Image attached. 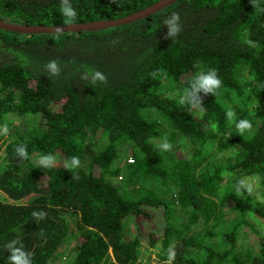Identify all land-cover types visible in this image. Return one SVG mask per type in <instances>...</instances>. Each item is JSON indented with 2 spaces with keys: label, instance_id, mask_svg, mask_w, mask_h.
Returning a JSON list of instances; mask_svg holds the SVG:
<instances>
[{
  "label": "trees",
  "instance_id": "obj_1",
  "mask_svg": "<svg viewBox=\"0 0 264 264\" xmlns=\"http://www.w3.org/2000/svg\"><path fill=\"white\" fill-rule=\"evenodd\" d=\"M155 1L69 0L76 11L69 21L60 0H0V18L63 25L125 16ZM254 3L176 0L138 21L93 31L0 28V127L9 114L35 116L33 126L5 144L8 162L0 165V264H7L5 245L17 238L32 264H48L60 254L73 218L80 234L63 264H135L140 239L127 238L125 220L149 219V209L160 206L165 226L147 235L151 245L161 243L157 264H264V241L242 253L235 230L245 220L232 219L235 212L264 215L252 191H236L239 179L257 173L264 198V0ZM172 12L180 15L181 31L165 39L163 20ZM50 60L59 75L47 69ZM210 69L222 81L216 94L200 93L199 110L181 106L179 94ZM95 70L107 83L92 82ZM229 110L235 121L251 122L247 134L237 133ZM165 138L171 150L159 148ZM20 144L29 157L52 154L62 161L41 168L17 156ZM225 150L233 152L226 160L219 157ZM73 156L79 167L65 168ZM119 177L129 193L113 184ZM158 184L159 191L173 188L169 200ZM178 207L186 217L175 216ZM33 211L47 215L36 220ZM226 222L233 228L219 242Z\"/></svg>",
  "mask_w": 264,
  "mask_h": 264
},
{
  "label": "rangeland",
  "instance_id": "obj_2",
  "mask_svg": "<svg viewBox=\"0 0 264 264\" xmlns=\"http://www.w3.org/2000/svg\"><path fill=\"white\" fill-rule=\"evenodd\" d=\"M173 91H177V89L174 88ZM256 105H257L256 99L252 98L250 100V107L251 108L256 107ZM192 113L194 116L198 115L197 111H192ZM34 122H35V116H31L29 113L9 114L8 116H6V123L2 124V126L0 127V129H2L4 125H7L8 128L7 135L3 134L2 131H0V165L8 162L6 159L5 144L9 141L11 136L13 137L15 135V132H18V130L25 129L26 127L30 128L31 125L33 126ZM245 134H247V132L243 133V135ZM220 154L222 155L219 157L226 160L227 157L232 156L233 152L225 150L220 152ZM38 156L40 155L37 153H32L30 155V159L32 163H36V164L38 163L37 162ZM61 161L62 159L59 156L58 158H56L55 163L60 164ZM121 167L122 169L120 173L126 177L128 175V169H126L125 166H121ZM13 170L14 169H11V171ZM245 177L255 178L254 180H250V183H252V194L257 197L254 200H252V202L254 203V206L257 208V210L264 213V198H261L262 187L260 183L261 180L260 175H258L257 173H253L246 175L243 178ZM120 178L121 177L118 178V181L113 180L112 181L113 184L119 186L121 190L129 193L130 187H128V184L126 182H119L123 180ZM45 180H46L45 178L42 179V182H45ZM159 184L155 186V189L157 191H159V187H161ZM173 191H174L173 188L167 186L166 189L164 188L163 191L160 190L159 193L165 199L169 200L170 194ZM0 194L2 193L0 192ZM163 202L165 204L167 201L163 200ZM216 202L220 207L219 200L216 199ZM176 206H178L177 202H176ZM149 210L152 215V217L149 219H145V218L141 219L134 216H129L125 220V229H126L127 238L133 237L134 235H139V239H140V244L138 247L139 250V255L137 259L138 262L135 264H157L161 259L160 254L161 255L163 254L161 252V243H154L153 245H151L149 243L150 238L147 236L149 233H153V232L155 234H161L165 226V221L163 219V207L162 206L152 207ZM178 214L182 218L187 216L186 211L179 207L175 209V216ZM245 215L241 216L237 212H235L232 215V219H237L242 217L245 220V223L235 230L236 244L242 246V253H245L250 250L252 251L253 249L257 250L259 245L264 241V215L262 216L261 214L257 212L253 213L252 211L247 212ZM69 222H70L69 224L70 233L67 236L66 241H64L58 249L60 251V254L56 255L55 258H52L48 264H63L65 263V261L69 259V256H72L73 252L71 251L75 243V239L80 234V230L76 227V222L74 218L70 219ZM232 228H233L232 223L226 222L225 228L217 232L218 233L217 240L221 242L220 235L222 234V231L230 232ZM214 230H217V228H214ZM155 240L159 242V239H155ZM218 245L220 247L222 246L221 244Z\"/></svg>",
  "mask_w": 264,
  "mask_h": 264
},
{
  "label": "clouds",
  "instance_id": "obj_3",
  "mask_svg": "<svg viewBox=\"0 0 264 264\" xmlns=\"http://www.w3.org/2000/svg\"><path fill=\"white\" fill-rule=\"evenodd\" d=\"M252 6L257 7L254 3V0H251ZM60 11L61 14L67 17V19L73 20L76 17V11L72 7L69 0H60ZM264 11V9H262ZM163 25L167 26V34L165 35V39L175 38L178 33L181 31L180 25V15L177 12H172L168 17L163 20ZM47 69L54 75H59L60 68L56 62V60H50L47 64ZM88 73H85L82 76V79H86ZM91 80L93 83L96 81H100L102 83H107V77L99 70H95L91 73ZM222 81L217 75L215 69H210L207 72L201 71L198 72L191 80L188 87L183 89V91L179 94L180 100L179 103L181 106L187 105L189 109L199 110L202 107L203 96L200 93L205 95L211 94L212 96L216 94L217 90L221 87ZM227 116L230 120L235 121V112L229 110L227 112ZM235 126L237 129V133L240 135L243 134L245 130H251L252 124L250 121L246 119H241L239 121H235ZM3 134L7 135L8 128L7 125H4L2 129H0ZM159 148L168 151L171 150L172 145L167 141V138L159 145ZM15 152L17 156L21 159L27 160L29 159V153L27 151L25 144H20L15 147ZM56 161V157L52 154L40 155L37 157L38 165L41 168H51L54 166ZM80 160L79 157L73 156L71 157L70 163H66L65 168L72 169L79 167ZM255 178H242L237 181L236 191L239 193L242 189H246L248 192L252 191V183L250 180H254ZM31 215L36 220H41L46 217V213L43 211H33ZM5 249L8 251V256L6 258L7 264H32V253L25 250L22 241L17 239H12L5 245Z\"/></svg>",
  "mask_w": 264,
  "mask_h": 264
},
{
  "label": "water",
  "instance_id": "obj_4",
  "mask_svg": "<svg viewBox=\"0 0 264 264\" xmlns=\"http://www.w3.org/2000/svg\"><path fill=\"white\" fill-rule=\"evenodd\" d=\"M176 0H157L145 8L127 14L125 16L101 20H93L87 22L68 23L63 25L43 26V25H28L5 21L0 18V28L7 31H16L20 34L29 33H59V32H81L93 31L100 29H107L124 24H129L145 18L168 5L174 3Z\"/></svg>",
  "mask_w": 264,
  "mask_h": 264
},
{
  "label": "built area",
  "instance_id": "obj_5",
  "mask_svg": "<svg viewBox=\"0 0 264 264\" xmlns=\"http://www.w3.org/2000/svg\"><path fill=\"white\" fill-rule=\"evenodd\" d=\"M129 161H132V160H129Z\"/></svg>",
  "mask_w": 264,
  "mask_h": 264
}]
</instances>
